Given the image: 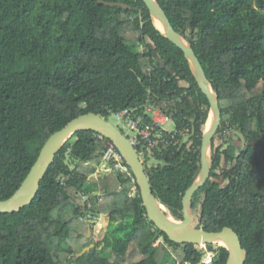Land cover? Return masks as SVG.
Wrapping results in <instances>:
<instances>
[{"label": "trees", "instance_id": "trees-1", "mask_svg": "<svg viewBox=\"0 0 264 264\" xmlns=\"http://www.w3.org/2000/svg\"><path fill=\"white\" fill-rule=\"evenodd\" d=\"M155 1L194 50L221 111L210 177L191 202L198 228H231L245 264H264V0ZM151 105L191 136L162 146L150 168L144 162L153 195L183 221L211 106L144 1L0 0V201L17 192L47 140L72 120L92 113L108 121L127 109L143 115ZM217 137L246 145L222 150ZM111 143L93 131L65 143L32 202L0 214V264H204L199 246L171 241L149 220L131 169L129 177L92 179ZM223 176L222 185L214 181ZM82 194L96 198L95 207L88 210ZM96 214L110 220L99 241L85 220ZM227 260L220 247L214 264Z\"/></svg>", "mask_w": 264, "mask_h": 264}, {"label": "water", "instance_id": "water-1", "mask_svg": "<svg viewBox=\"0 0 264 264\" xmlns=\"http://www.w3.org/2000/svg\"><path fill=\"white\" fill-rule=\"evenodd\" d=\"M143 1L149 9L153 20L157 18L165 27L166 32L163 33L177 47L183 50L185 56L191 64L192 69V65H194L195 68L193 71L197 78L199 87L210 102L211 113H214L213 121L209 126L208 131L205 133L202 141V168L200 176L196 183L187 191L183 200L184 220L176 221L171 216L170 212L167 211L153 195L148 176L145 172L144 163L140 160L137 151L130 144L126 135L114 125L109 123L106 119L92 113L82 115L72 120L62 130L56 132L47 140L36 163L31 168L21 187L10 199L0 201V214L15 213L29 205L39 191L40 184L45 177L48 168L54 162L55 157L61 151L65 143L77 132L93 131L110 140L124 157V160L131 169L140 189L147 217L156 226V228L165 233L171 241L177 244L188 243L197 246H206L211 244L220 245L228 251V260L226 264H245L247 253L243 249L240 238L234 230L231 228H224L220 232H207L203 228H194L192 226V215L190 213L191 202L194 195L210 177L211 164L208 154L211 148L212 139L216 135L221 123V111L215 93H211L208 90L207 85L209 84L205 71L194 50L191 48L189 43L180 37V35L174 30L165 12L160 8L155 0ZM105 4L109 6L113 5L110 3ZM190 138L191 136H188L184 140V143L189 141ZM163 166H165V164H163ZM214 181L222 185L224 183V178ZM91 236L92 231L90 230L88 237L90 238ZM94 248V244L84 248L78 257L84 256Z\"/></svg>", "mask_w": 264, "mask_h": 264}, {"label": "built area", "instance_id": "built-area-1", "mask_svg": "<svg viewBox=\"0 0 264 264\" xmlns=\"http://www.w3.org/2000/svg\"><path fill=\"white\" fill-rule=\"evenodd\" d=\"M135 112V110L127 109L116 113L115 116L126 124L128 131L125 135L130 144L137 151L142 162V157L145 159L149 156L155 157V152L161 149L162 146H176L179 144L181 137H185V139L188 137L186 136L187 130H177L176 128L174 130L166 129V125L171 122V120L156 105L148 106L143 115H137ZM103 161L110 166L108 169L109 173L128 177L131 176L129 166L113 143L109 144V148L103 156L102 162ZM84 166H90V162H85ZM135 195L136 193H133V191L130 193V197H135ZM81 199L83 204H86L88 210L92 209V204L90 203L91 195L82 194ZM99 219L100 217L96 215H90L85 218V220L91 224H93L94 221L95 223L98 222ZM217 259V253H211L207 258L203 257L202 262L204 264H214Z\"/></svg>", "mask_w": 264, "mask_h": 264}, {"label": "rangeland", "instance_id": "rangeland-1", "mask_svg": "<svg viewBox=\"0 0 264 264\" xmlns=\"http://www.w3.org/2000/svg\"><path fill=\"white\" fill-rule=\"evenodd\" d=\"M195 68V67H194ZM193 68V69H194ZM210 86V85H209ZM212 118H214V113L212 112L211 114H210V118H209V122H208V125H207V128H206V131H205V133L208 131V129H209V126L211 125V123H212V121L213 120H211ZM108 122L109 123H111L112 125H114L116 128H118L120 131H122L123 133H125V134H127V127H126V124L123 122V121H121V120H119L115 115H112L110 118H109V120H108ZM166 129H168V130H174L175 129V124L171 121V122H169L167 125H166ZM238 134H236L235 135V137H234V139L237 141V136ZM225 136V138L227 137L226 135H224ZM221 141V142H220ZM235 141V142H236ZM234 142V140L233 141H231L229 144H221L222 143V140H220V138L219 137H217V139H216V143L218 144V145H220V147L222 148V150H224V149H231V148H235V150L237 151V152H239L241 149H243L244 147H245V142H242V145H241V147L240 146H238V145H234V144H236ZM208 157H209V161H210V163H211V148H210V151H209V154H208ZM142 160H143V163L145 162V166L146 167H148V168H150L151 166H153L154 164H155V158L154 157H152V156H149L148 158H147V160L144 158V157H142ZM80 164V163H79ZM73 168H74V166H72ZM85 167V166H84ZM109 165H108V163H105L104 161L101 163V165H99V166H97V168H96V172H95V174L92 176V179H100L101 177H105V176H107V175H110V174H112V173H109V171H108V169H109ZM229 167V163L227 162V161H224L223 162V165H222V168H221V171H220V174H222L223 173V171L225 170V169H227ZM93 187H96V185L95 184H93ZM133 193H136V190L134 189L133 190ZM95 200H96V198H93V199H91V201H90V203L92 204V207H93V205H94V207H95ZM199 200H201V196H200V198H199ZM83 202V201H82ZM167 210V209H166ZM168 211V210H167ZM190 213H191V215H192V226L194 227V228H198V226H199V223H200V217H199V215H198V212L197 211H192V209H190ZM96 216H98V217H100V219L98 220V222H96L95 223V221L93 222V224H92V226H93V229H92V231H93V236L95 237V239H96V241H99V240H101V239H103V237L105 236V233H106V231H107V228H108V225H109V222H110V220H109V218H107V217H104V215H102V214H100V215H97L96 214ZM97 221V220H96ZM89 224H91L90 222H89ZM199 228H202V227H199ZM160 241H162L161 239H160ZM160 241L158 240L156 243H155V247H157L159 244H160ZM83 243H84V241L82 240V241H80L79 242V244L77 245L78 247L79 246H81V245H83ZM211 245H213V247H214V249L212 248V247H209L208 245H204V246H199V250L200 251H202L203 253H204V258H207L211 253H214V254H216L217 253V255H218V251H219V249H220V245H216V244H211ZM109 254H110V251L109 250H107L106 252H105V255H107V256H109Z\"/></svg>", "mask_w": 264, "mask_h": 264}, {"label": "bare ground", "instance_id": "bare-ground-1", "mask_svg": "<svg viewBox=\"0 0 264 264\" xmlns=\"http://www.w3.org/2000/svg\"><path fill=\"white\" fill-rule=\"evenodd\" d=\"M154 22H155V25H156V26H157L162 32H166L165 27L163 26V24H162L157 18L154 19ZM192 66H193V68H194V65H192ZM207 87H208V90H209L211 93H213L212 88H211L209 85H207ZM211 120H213V118H212Z\"/></svg>", "mask_w": 264, "mask_h": 264}, {"label": "flooded vegetation", "instance_id": "flooded-vegetation-1", "mask_svg": "<svg viewBox=\"0 0 264 264\" xmlns=\"http://www.w3.org/2000/svg\"><path fill=\"white\" fill-rule=\"evenodd\" d=\"M222 178H224V180H225V177H224V176H223ZM222 178H221V179H222Z\"/></svg>", "mask_w": 264, "mask_h": 264}]
</instances>
